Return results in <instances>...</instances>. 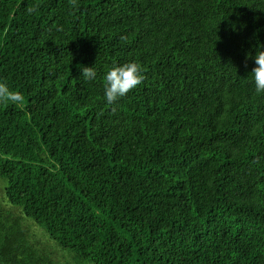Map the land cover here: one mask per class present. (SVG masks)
I'll return each instance as SVG.
<instances>
[{"label": "trees", "instance_id": "trees-1", "mask_svg": "<svg viewBox=\"0 0 264 264\" xmlns=\"http://www.w3.org/2000/svg\"><path fill=\"white\" fill-rule=\"evenodd\" d=\"M257 45L264 0H0V264H57L34 226L65 264H264Z\"/></svg>", "mask_w": 264, "mask_h": 264}, {"label": "clouds", "instance_id": "clouds-1", "mask_svg": "<svg viewBox=\"0 0 264 264\" xmlns=\"http://www.w3.org/2000/svg\"><path fill=\"white\" fill-rule=\"evenodd\" d=\"M35 10V8H31L28 11L31 14ZM253 59L255 67L251 74L255 90L258 94H261L264 93V46H256ZM79 67L85 80L94 81L97 78V71L94 67ZM104 80L106 81L104 84V98L108 104H114L142 83V69L135 62L116 64L107 70ZM0 101L21 105L24 103V96L22 93L12 90L6 81L0 80Z\"/></svg>", "mask_w": 264, "mask_h": 264}, {"label": "rangeland", "instance_id": "rangeland-1", "mask_svg": "<svg viewBox=\"0 0 264 264\" xmlns=\"http://www.w3.org/2000/svg\"><path fill=\"white\" fill-rule=\"evenodd\" d=\"M0 204L3 208L7 210H11V206L6 201V198H5L4 193L2 192L1 186H0ZM15 212L19 214L21 211L18 209V210H15ZM27 225L29 226V224ZM30 228H31L30 233L32 235V240H33L34 245L40 250L46 251L47 254H49L50 252H52L53 254V245H54L53 242L37 226L30 227ZM52 254L50 255V257L57 264H65V260L63 259L61 255H58V254L52 255Z\"/></svg>", "mask_w": 264, "mask_h": 264}]
</instances>
